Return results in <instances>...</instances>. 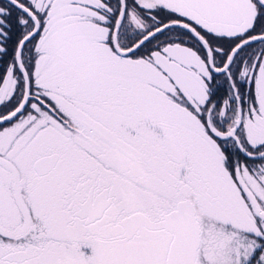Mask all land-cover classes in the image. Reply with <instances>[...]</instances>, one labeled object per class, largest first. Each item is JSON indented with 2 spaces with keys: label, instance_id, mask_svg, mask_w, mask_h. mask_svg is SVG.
I'll use <instances>...</instances> for the list:
<instances>
[{
  "label": "snow or ice",
  "instance_id": "obj_1",
  "mask_svg": "<svg viewBox=\"0 0 264 264\" xmlns=\"http://www.w3.org/2000/svg\"><path fill=\"white\" fill-rule=\"evenodd\" d=\"M0 264H264V0H0Z\"/></svg>",
  "mask_w": 264,
  "mask_h": 264
}]
</instances>
